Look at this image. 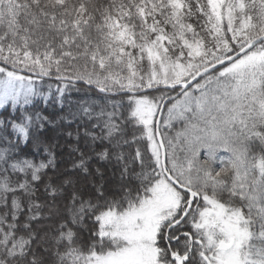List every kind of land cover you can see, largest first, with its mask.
Masks as SVG:
<instances>
[{"label":"snow or ice","instance_id":"1","mask_svg":"<svg viewBox=\"0 0 264 264\" xmlns=\"http://www.w3.org/2000/svg\"><path fill=\"white\" fill-rule=\"evenodd\" d=\"M0 264H264V0H0Z\"/></svg>","mask_w":264,"mask_h":264}]
</instances>
